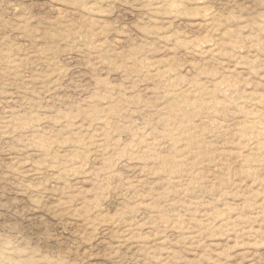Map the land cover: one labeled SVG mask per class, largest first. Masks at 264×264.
Segmentation results:
<instances>
[{
    "label": "rangeland",
    "instance_id": "obj_1",
    "mask_svg": "<svg viewBox=\"0 0 264 264\" xmlns=\"http://www.w3.org/2000/svg\"><path fill=\"white\" fill-rule=\"evenodd\" d=\"M0 264H264V0H0Z\"/></svg>",
    "mask_w": 264,
    "mask_h": 264
}]
</instances>
